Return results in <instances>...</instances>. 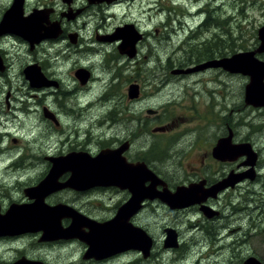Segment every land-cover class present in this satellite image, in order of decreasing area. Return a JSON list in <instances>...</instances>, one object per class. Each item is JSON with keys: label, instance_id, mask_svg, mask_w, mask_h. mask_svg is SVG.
Segmentation results:
<instances>
[{"label": "flooded vegetation", "instance_id": "obj_1", "mask_svg": "<svg viewBox=\"0 0 264 264\" xmlns=\"http://www.w3.org/2000/svg\"><path fill=\"white\" fill-rule=\"evenodd\" d=\"M202 2L179 0V5L175 6V0H0V220L12 207L35 204L38 199L32 188L45 178L54 162L61 159L70 160L73 165L85 158L109 153L115 159H124L126 165L143 162L162 181L156 186V192L175 193L177 188L190 185L205 191L218 183L228 184L230 174H252L232 187L227 185L215 198H207L199 204L176 207L158 199H143L135 213L123 212L117 228L130 234H136L131 229L142 231L149 242L148 251L129 248L117 249L119 251L107 256L92 253L86 239L93 228L78 223L75 229L83 234V241L74 237L41 241V232L0 237V264L21 261L54 264L29 251L50 246L72 248L66 254V264H155L156 261L159 264H201L200 260L209 264V261H215L213 258L218 253L228 264V226L220 230L217 238L205 244L199 243L204 239L200 233L217 224L221 216H228V200H221L225 193L245 182L254 184L259 178V170L264 165L258 146L259 137L264 138V107L245 104V86L249 79L241 75L247 81L243 86L242 106L256 109L263 120L262 125L255 127L250 123L257 122L248 120L230 122L231 125L227 107L219 105L225 112L221 116L211 112L218 107L214 93L217 85L224 86L213 76L215 73L228 76L227 71L208 68L192 73H172L173 70L184 71L228 59L234 54L228 56L227 25L224 31L223 25L217 24L212 12L207 10L208 4ZM194 5L196 11L191 12ZM222 5H217L219 10ZM261 11L260 27L264 26V8ZM174 22L177 28L172 29ZM225 23L228 22L225 20ZM218 31H224L222 36L217 34ZM161 45L163 47L158 49ZM191 47L200 50H191ZM221 47L223 49L219 50ZM256 58L264 62V53L257 54ZM147 63L155 64L152 74L142 73L147 69L142 70L140 66ZM100 67L112 72L114 83L106 88L102 86L105 70ZM132 70L134 75L130 76L125 97L116 90L121 83H116L121 74ZM28 72L37 78L30 80ZM142 76L148 89L155 90L156 95L167 87L178 88L180 93H171L169 97L173 96L168 101L164 98L158 105L160 110L167 112L166 105L176 101L178 106L196 111L198 103L199 116L206 118L205 121L197 120L192 141L185 139L177 149L175 142L166 143L167 148L160 147V156H166L167 161L164 170L155 169L157 167L149 160L140 158L153 146V142L144 146L137 143L136 108L142 100L144 86L137 82ZM126 81L123 80V85ZM131 86L139 87L137 98H129ZM66 92L72 96L69 104L64 103ZM218 94L225 101L226 96ZM112 99L117 104H112ZM91 102L98 103L93 114L101 126L97 135L87 128L86 122L77 124V113L87 111L92 107ZM132 110H136L135 113ZM144 110L156 117L153 121L159 116L158 110L151 106L146 105ZM205 110L210 113L203 114ZM212 115L214 119H210ZM26 122L29 129H25ZM247 122L249 125H245ZM92 125L90 127L95 128ZM125 125L131 126L129 132L120 128ZM32 129L36 134L40 133L39 139ZM173 130L167 120L151 134L168 135ZM229 133L232 145H248L246 153L233 161H228V155L224 159L214 157L213 149L218 140L228 138ZM158 145L156 142L155 147ZM168 146H173L174 152L169 151ZM191 146L196 152L182 157L183 149ZM170 153L173 159L168 160ZM71 165L63 167L56 180H52L53 186L43 198L44 204L67 206L98 225L112 220L120 209L135 201V177L125 173L122 180L110 179L108 184L86 187L79 181V173L69 168ZM149 185L146 182L143 186ZM260 203L256 201L254 209H258L259 225L263 223L264 227ZM97 206L99 212L108 214L107 217L98 218L91 213L93 208L98 209ZM187 223H190L191 237L183 238L186 233H182L183 228L179 231L178 225ZM60 225L63 229L69 228L71 219L61 218ZM169 234L175 235V247L165 246ZM213 235L211 231L207 232L209 239ZM195 238L198 240L192 244L191 239ZM245 259H236L230 264H242Z\"/></svg>", "mask_w": 264, "mask_h": 264}, {"label": "rangeland", "instance_id": "obj_2", "mask_svg": "<svg viewBox=\"0 0 264 264\" xmlns=\"http://www.w3.org/2000/svg\"><path fill=\"white\" fill-rule=\"evenodd\" d=\"M175 6L179 5V0H175ZM222 3L221 9L217 7ZM202 4L208 6L206 7L208 11L212 12L214 15V18L217 21V24H222V29L226 31L225 26L227 25V33H228V56L232 53H237L239 51L246 52V50H255L258 47L259 42L257 41V30L260 27V24L263 20V12L261 11L262 8H264V0H203ZM191 12L196 11V6L190 8ZM139 15V14H137ZM141 19L142 17H138ZM227 21L228 23L224 24V21ZM177 28V23L174 22L172 25V29ZM223 31V32H224ZM222 31H218V35L222 36ZM179 39H182V36H179ZM258 43V44H257ZM163 45L159 46L158 49H161ZM173 49V48H172ZM191 50L196 49L200 50L198 48L191 47ZM189 49V50H190ZM221 47L219 50H222ZM171 50V48H170ZM162 52L164 50H161ZM141 69L145 67L147 71H142V73L152 74L153 69L155 68L154 63H147L146 65H141ZM122 68V67H121ZM100 70H105L103 72V75L105 77L102 86L106 88L108 84L114 83V81H111L112 72H109L107 68L100 67ZM99 72V71H98ZM217 72V71H215ZM97 73V72H96ZM139 73V72H138ZM102 75V73H101ZM134 75L133 70L132 71H126L125 73L121 74L120 80L116 84H120L121 86L117 87L116 90L120 91L121 95L126 97V89L127 85L130 83V76ZM138 77V75H137ZM214 79L221 84H224V86H219L216 88V102L218 104V107L214 110H211V112L216 113L217 116L223 115L225 112L219 109V105H222V108L227 107L228 108V122H232L235 124L236 122H244L245 120L251 121V122H257V123H250L252 126H258L262 125L263 117L260 115V113L256 109H244L243 108V86L247 83L245 82L243 77L236 76V74H229L221 76L218 73L214 74ZM127 80V84L123 85V80ZM140 85H143V92H142V100L140 101V105L137 106L136 110L138 109L137 119H136V136H137V143L138 146H144L146 143H152L154 151L156 149L157 152H154L155 157L149 156L147 160L151 162L152 165H154L155 169L164 170L166 165V156L162 155L160 156V147L167 148L166 143L169 145V143L175 142L176 149L179 148V145L186 139L188 141H192V138L194 136V130L196 127L197 120L205 121V117H200L198 114L199 105L197 103L196 105V111L191 109H184L182 106H178L176 101H172L171 104L166 105L165 108L168 107L167 112L160 110L158 106L162 101H168L171 100L173 95L179 94L180 92H177V87H167L163 89L159 95H156V91H150L148 89V86L146 85L145 81L142 78L137 82ZM143 83V84H142ZM176 83V82H175ZM212 87V86H210ZM103 88V89H104ZM215 88V87H213ZM218 92H220L225 98V101H223V98L219 96ZM171 93H174L170 96ZM67 98L65 100V104H69L71 102V93L66 92ZM111 96V95H110ZM168 99V100H167ZM112 104H114V100H111ZM110 102V103H111ZM124 102V98H123ZM92 107H89L87 111H80L77 113L78 123H87V128L91 130L93 135H97L96 133H99V130H101V126L99 125V122L95 120L94 116H92L95 112L94 106L98 103L91 102ZM115 104H117L115 102ZM134 104V103H132ZM151 106L153 109H157L159 116L158 118L153 121L156 117H153L146 113V110H144L145 106ZM183 105V104H182ZM93 108V109H90ZM90 109V110H89ZM136 110H132V112L135 113ZM89 111V112H88ZM93 112V114H91ZM86 113V114H85ZM88 113V114H87ZM132 113V116L134 115ZM208 110H205L203 114H209ZM166 116V117H165ZM82 120V122H79V120ZM163 119V122L161 123V120ZM210 119H214L213 115ZM217 120H221L220 117L216 118ZM252 119V120H251ZM168 120V122L174 127V130L170 132L168 135H161L156 134L153 135L152 130L156 127H159L161 124L165 123ZM128 119L124 121V124H127ZM98 123V124H97ZM93 124V125H92ZM94 126L95 128H92L90 126ZM232 125V124H231ZM245 125H249V122H247ZM30 126L25 123V129H29ZM121 129H124L126 132L130 131L131 126L125 125L120 126ZM32 133L35 135L36 131L35 129L31 130ZM40 133L38 132L36 134V137L39 139ZM45 138V135H42ZM47 138V137H46ZM45 138V139H46ZM263 137H259V147L261 149V152L263 154V163H264V148L261 146L264 145ZM159 143L157 147H155V143ZM165 144V145H164ZM175 148V147H174ZM169 151H173V146H168ZM184 155L182 157L188 156L191 153L196 152V150L191 147H185L184 149ZM140 154V152L138 151ZM144 156V155H142ZM141 156V157H142ZM160 156V157H159ZM140 157V158H141ZM173 159V154H169L168 160ZM255 181V180H254ZM251 181L245 182L242 185H240L237 189H233L232 191H228V193H225L221 200H228V216H221V219H219L218 223L214 226H208L207 229H203L200 234L204 236V239L199 241L201 244L207 243L209 240L215 239L219 236V233H221V229L225 226H228V264L234 263V260H238L240 258H248V257H255L257 260L261 262V264H264V227L263 223L259 225V217H257L258 209H254L256 207V201H260V207L263 209L260 212L264 213V165L262 166L261 170H259V178L256 179L254 184H250ZM260 186V187H258ZM222 202V201H221ZM98 209H92L91 213L98 217V218H105L107 217L106 214L99 212L100 207L97 206ZM224 214V211H222ZM227 214V212H226ZM157 221V220H156ZM190 223H187L183 226L178 225V229L180 231L181 228H183L182 233H186L183 238H190L189 236L192 232L190 230ZM193 225V224H192ZM191 225V226H192ZM218 230V231H217ZM211 231L214 235L210 237L207 236V232ZM208 237V238H207ZM199 238V237H198ZM198 238L191 239V243L194 244ZM221 245H224V242H220ZM72 248L65 247V246H50V247H41L36 249H30L31 255H38L40 254L44 259L53 262L54 264H66V254L70 252ZM216 257H214L213 260L209 261V264H226L223 259V255L218 253L215 254ZM222 256V257H220ZM9 257V256H8ZM7 257V258H8ZM222 261V262H221ZM201 264H204L202 260H200ZM157 263V261L155 262ZM163 264H166L163 262ZM176 264V263H174Z\"/></svg>", "mask_w": 264, "mask_h": 264}, {"label": "water", "instance_id": "obj_3", "mask_svg": "<svg viewBox=\"0 0 264 264\" xmlns=\"http://www.w3.org/2000/svg\"><path fill=\"white\" fill-rule=\"evenodd\" d=\"M257 40L259 45L253 51L236 53L228 57V59L211 61L184 71L173 70L172 73H192L208 68H221L229 74L248 76L249 82L245 86L244 93L245 104L257 108L264 107V62L256 58L257 54L264 53V26L257 30ZM28 73L30 80H35L37 78V75L34 73ZM138 94L139 87L131 86L128 91L129 98H137ZM231 140V133L228 134V138L219 139L213 149V156L224 159V157L228 155V161H233L236 157L246 153L248 145H232ZM253 160L254 158L251 159V163ZM71 163L72 161L67 159H61L54 162L53 167L49 170L45 178L36 187L32 188L36 200L38 199L34 202L35 204L12 207L5 218L0 220V237L41 232V241L55 240L59 238L68 239L73 237L83 241V234L80 235L79 231L75 229L78 227V223H80L88 225L89 228H93L88 235V239H86L89 243V250L92 253L107 256L116 253L120 249L121 251H124L129 248L145 252L149 249V242L146 241L145 235L142 231L139 229L136 231L131 229V231L136 232V234H130L123 228H117V224L121 222L122 217L120 216L123 212L128 211L131 214L135 213L139 208V203L143 201V199H158L176 207L199 204L207 200V198H215L218 193L226 189L227 185L228 187H232L235 183L242 180L243 177H252V174H245L244 176L241 174H230L228 175V184L225 182L218 183L205 191H202L197 185H190L189 187L177 188L175 193H169L168 191L156 192V186L162 181L150 169H148L147 165L143 162L135 165H126L124 159H115V157L109 153H101L94 158H85L80 163L76 162V164L73 165H71ZM68 165H71L69 168L74 172H78L79 175L81 174L80 176L78 175V178L80 177L79 181L84 183L85 186L87 185L86 187L108 184L110 179L118 180L121 178L122 180L125 173L127 175L129 174V177H135L133 192L136 196L134 201L136 203L133 202L131 205L120 209L116 217L112 220L99 223L98 225H95L94 222L78 215L67 206L57 205L50 207L44 204L43 198L47 192L51 191L50 189L53 186L52 180H56L62 171L61 169ZM102 181L104 183H102ZM146 182H149L150 184L148 187L143 186ZM63 217H69L73 226L71 225L69 228L63 229L60 225V219ZM124 234L129 237L126 238ZM175 245V235H167L165 246L170 248L171 246L175 247ZM16 264L27 263L21 261ZM29 264L40 263L30 262ZM242 264H261V262L251 256L246 258Z\"/></svg>", "mask_w": 264, "mask_h": 264}, {"label": "trees", "instance_id": "obj_4", "mask_svg": "<svg viewBox=\"0 0 264 264\" xmlns=\"http://www.w3.org/2000/svg\"><path fill=\"white\" fill-rule=\"evenodd\" d=\"M154 152H157L156 149L154 151V149L152 148L148 153H145L143 157H141V159H148L149 156L155 157Z\"/></svg>", "mask_w": 264, "mask_h": 264}, {"label": "bare ground", "instance_id": "obj_5", "mask_svg": "<svg viewBox=\"0 0 264 264\" xmlns=\"http://www.w3.org/2000/svg\"><path fill=\"white\" fill-rule=\"evenodd\" d=\"M91 104H94V103H91ZM92 106H93V105H92ZM68 107H69V106H68ZM84 108H85V107H84ZM90 109H93V108H90ZM90 109H89V110H90ZM93 111H94V109H93ZM88 112H89V111H88ZM85 114H86V113H85ZM87 114H88V113H87ZM91 114H93V112H92ZM92 116H93V115H92ZM80 120H81V119H80ZM80 120H79V121H80ZM97 124H98V123H97ZM30 144H31V143H30ZM217 231H218V230H217Z\"/></svg>", "mask_w": 264, "mask_h": 264}]
</instances>
